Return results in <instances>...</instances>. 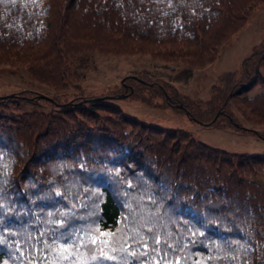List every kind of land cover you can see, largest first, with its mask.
Listing matches in <instances>:
<instances>
[{
	"label": "trees",
	"instance_id": "16d2710c",
	"mask_svg": "<svg viewBox=\"0 0 264 264\" xmlns=\"http://www.w3.org/2000/svg\"><path fill=\"white\" fill-rule=\"evenodd\" d=\"M263 2L0 0V64L61 91L84 51L204 66ZM219 81V108L264 124V45L241 75ZM8 99L0 264H264V184L247 177L264 154L215 147L102 100L17 113Z\"/></svg>",
	"mask_w": 264,
	"mask_h": 264
},
{
	"label": "rangeland",
	"instance_id": "374dc122",
	"mask_svg": "<svg viewBox=\"0 0 264 264\" xmlns=\"http://www.w3.org/2000/svg\"><path fill=\"white\" fill-rule=\"evenodd\" d=\"M263 45L264 2L254 8L248 21L222 46L219 57L204 66L168 61L149 53L84 51L73 62L76 76L65 91L31 78L24 68L1 63L0 95L21 94L9 96L5 102L12 111L21 113L57 110L56 102H67L75 96L90 98L130 91L126 96L100 100L144 123L184 129L215 147L264 154V124L246 122L233 105L222 110L221 96L216 94L221 87L219 76L232 70L241 75L244 61ZM257 91L255 87L248 94ZM37 94L51 96L54 101L32 97ZM211 119L216 120L209 123ZM247 177L264 184V167Z\"/></svg>",
	"mask_w": 264,
	"mask_h": 264
},
{
	"label": "water",
	"instance_id": "95a60500",
	"mask_svg": "<svg viewBox=\"0 0 264 264\" xmlns=\"http://www.w3.org/2000/svg\"><path fill=\"white\" fill-rule=\"evenodd\" d=\"M129 93L128 92H125V93H121L120 95H100V96H95V97H85L83 99H81L80 101H74L73 99L70 100V101H67V102H62V103H59V102H56L58 105H62V106H67V105H70V104H74V103H81V102H84V101H88L90 99L92 100H100V99H106V98H110V97H113V96H126L128 95ZM22 96L21 94L19 93H16V92H13L11 94H4V95H0V98H7L9 96ZM36 97L40 98V97H45L47 99H50V100H53L54 101V98L51 97V96H48V95H45V94H37ZM214 120V119H213ZM210 123V122H209ZM237 125H240L239 123H236ZM242 127H245L243 125H241Z\"/></svg>",
	"mask_w": 264,
	"mask_h": 264
}]
</instances>
